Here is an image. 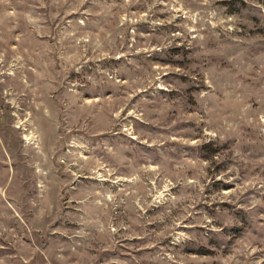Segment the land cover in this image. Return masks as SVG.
<instances>
[{
  "label": "rangeland",
  "instance_id": "374dc122",
  "mask_svg": "<svg viewBox=\"0 0 264 264\" xmlns=\"http://www.w3.org/2000/svg\"><path fill=\"white\" fill-rule=\"evenodd\" d=\"M0 264H264V0H0Z\"/></svg>",
  "mask_w": 264,
  "mask_h": 264
}]
</instances>
